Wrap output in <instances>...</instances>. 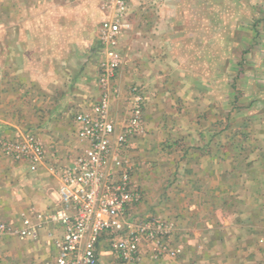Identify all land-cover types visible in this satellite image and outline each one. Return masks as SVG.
I'll return each instance as SVG.
<instances>
[{"label":"crops","instance_id":"obj_1","mask_svg":"<svg viewBox=\"0 0 264 264\" xmlns=\"http://www.w3.org/2000/svg\"><path fill=\"white\" fill-rule=\"evenodd\" d=\"M125 1L109 167L123 171L117 136L136 89L145 125L123 155L142 199L127 217L164 230L134 262L104 238L99 264H264V56L246 59L241 0L217 10L216 0ZM115 17L116 0H0V223L36 224L59 204V168L87 146L75 117L100 98L99 28ZM29 137L45 146L44 162L4 153V142ZM61 233L50 223L36 237L1 234L0 264H55Z\"/></svg>","mask_w":264,"mask_h":264},{"label":"built area","instance_id":"obj_2","mask_svg":"<svg viewBox=\"0 0 264 264\" xmlns=\"http://www.w3.org/2000/svg\"><path fill=\"white\" fill-rule=\"evenodd\" d=\"M127 11V2L116 0V17L104 20L99 28V41L106 56L100 63L97 79L100 98L90 110L75 117L77 138L87 146L71 165L61 167L59 204L48 212H36V224L29 217L23 218L20 226L0 223V235L20 237H36L38 230L50 223L60 226L62 233L55 242L58 248L55 264H99V245L104 238L109 240L118 257L134 262L143 245L154 241L164 230L163 224H157L152 230L144 229L127 217L131 207L142 197L132 185L123 155L129 137L142 134L145 125L144 99L136 89L128 125L117 136L115 167L123 171L117 173L115 168L109 167L110 139L116 132L109 113L116 97V75L122 65L120 39L123 29L129 27L124 21ZM2 146L4 153L15 160H28L34 166L45 161L44 145L35 137L25 142L6 141ZM156 247L154 256L158 257L165 247ZM170 255L174 256L175 251Z\"/></svg>","mask_w":264,"mask_h":264},{"label":"rangeland","instance_id":"obj_3","mask_svg":"<svg viewBox=\"0 0 264 264\" xmlns=\"http://www.w3.org/2000/svg\"><path fill=\"white\" fill-rule=\"evenodd\" d=\"M229 6L231 9L236 8L235 2H238L237 0H229ZM241 7H242V43L245 47L248 46V51L245 53L247 61L251 59H256L260 61V58L264 56V29L261 30V28L257 27L262 24L264 25V17H260V14H256L255 10L264 7V0H241ZM223 5L221 1L216 0L215 1V7L216 10L220 9V7ZM142 7H147V4H141ZM258 23V26L256 27ZM198 27H201L200 25ZM222 32L215 33L216 36H219L221 38ZM200 38L204 36L202 34H199ZM219 38V39H220ZM243 50V48H242ZM244 50V51H245ZM253 56V57H252ZM256 63V61H255ZM255 67L258 68V66L253 65V67H247L246 64V70L251 71ZM121 68V67H120ZM121 69H119L118 72H120ZM263 70V69H262ZM262 70H258L259 72ZM243 71V70H242ZM264 73V71H263ZM118 75V74H117ZM45 147V146H44ZM45 149V148H44ZM51 166H55L54 163H52ZM61 171V167L59 168V174ZM142 196V195H141ZM142 199V198H141Z\"/></svg>","mask_w":264,"mask_h":264}]
</instances>
